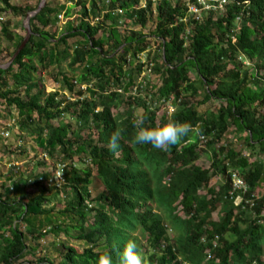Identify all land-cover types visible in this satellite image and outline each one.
Returning a JSON list of instances; mask_svg holds the SVG:
<instances>
[{"label": "trees", "instance_id": "obj_1", "mask_svg": "<svg viewBox=\"0 0 264 264\" xmlns=\"http://www.w3.org/2000/svg\"><path fill=\"white\" fill-rule=\"evenodd\" d=\"M107 1L78 0L68 8L48 3L31 22L29 44L10 68L0 69V122L4 111L17 110V125L36 136L43 154L67 162L62 189L30 184L31 177L46 172L27 176L26 196L18 200L0 187V264H26L19 262L28 251V235L40 241L50 232L31 226L24 232L22 226L48 214L45 206L54 201H63L59 213L70 221L49 229L63 230L85 248L63 245L61 261L44 258V264H98L105 253L118 264L129 241L135 242L142 264H264V0H228L221 11L214 9L219 1L213 2L202 21L190 16L189 23L186 0ZM190 2L201 7L198 0ZM39 3L17 6L4 0L0 12L26 17ZM104 7L109 11L103 16ZM117 8L125 10L123 16ZM72 9L80 24L58 36L54 18L59 21L61 12L68 18ZM97 17L103 22L91 26L88 19ZM122 19L126 27L132 21L140 30L151 24L152 39L120 26ZM9 27L7 22L4 34L14 41ZM23 39L18 38L15 52ZM154 42L162 83L150 85L146 96L142 90L132 95L131 74L140 73L143 64L125 67ZM92 53L99 57L91 64ZM64 62L74 71L85 68L79 82L94 81L84 100L66 104V94L46 91L42 72ZM193 69L197 80L190 77ZM74 81L64 80L65 91L83 96L74 94ZM198 97L203 98L194 104L191 99ZM122 105L127 110L119 113ZM168 105L175 111L162 113ZM71 112L74 123L68 121ZM172 119L192 124L197 133L166 150L135 142L139 127ZM231 129L236 141H245L244 150L228 140ZM114 132L121 135L118 149L109 144ZM6 150L0 145V157ZM209 152L211 167L205 169L197 162ZM233 172L249 186L239 206L230 198ZM214 177L221 179L218 187L211 186Z\"/></svg>", "mask_w": 264, "mask_h": 264}, {"label": "rangeland", "instance_id": "obj_2", "mask_svg": "<svg viewBox=\"0 0 264 264\" xmlns=\"http://www.w3.org/2000/svg\"><path fill=\"white\" fill-rule=\"evenodd\" d=\"M71 0H48V3L51 5L61 8L64 5L68 8L71 7ZM27 2L36 3L38 0H11V3L13 5H21L25 4ZM90 4V3H89ZM74 5V4H73ZM4 0H0V10L4 8ZM60 14H63L61 12ZM59 14V15H60ZM0 18H3V20H0V64H6L5 60L9 57L11 53L15 52L16 48V42L20 37H25L26 32L24 28V20L25 16H15L10 10L5 11L4 13L0 12ZM59 19V18H58ZM60 20V19H59ZM10 23L9 32L15 37V40H9L6 35L4 34V27L6 23ZM81 20L78 14L76 13V10L72 9V15L68 18H65L63 16L62 20L56 21L54 18V24L52 26V30H56L58 36L68 32L73 27H76L78 24H80ZM103 21L101 20L100 23ZM125 22V21H124ZM110 22H108L109 24ZM121 25L122 27L127 28L129 31H136L139 33H142L146 36H153V27L150 24L148 28L146 29H138L134 23L131 21L128 23V27L124 25ZM108 28V27H107ZM99 37V35H97ZM150 40V39H149ZM154 41V40H153ZM74 41H71V43ZM81 44L84 45L87 43L86 39H81ZM157 42H154L153 45H150L147 47V50L145 51V57L146 62L149 64L147 69H151L150 72L146 71V74H143V69L139 73L138 71H133L132 76L134 80V84H138L140 79L142 78L143 82L145 81L146 87L143 89V96H146L149 94L148 89L150 85H161V73L156 71V64L159 63V61H154L156 58V55L158 53V47ZM130 55H133V51L130 52ZM98 54L92 53L89 61L90 63H94L98 59ZM128 57V56H127ZM137 60V59H136ZM135 60V62H136ZM135 62H133L131 65L128 64L125 67V70L131 69L135 70ZM89 63V64H90ZM152 64V65H150ZM138 66V65H137ZM85 71L84 69H81L79 71H74L69 67V62H64L61 65H58L57 63L53 64L49 70L46 72H42V77L45 82L46 91L48 93H54L57 92L59 94H65V83L64 80L68 78L69 80H77L79 79V76ZM129 72V71H128ZM190 77L194 80H197V73L196 70L193 69L190 72ZM117 88V87H116ZM77 94V93H76ZM204 94V93H203ZM202 94V95H203ZM203 97L193 98L191 99L194 104H197L199 101L202 100ZM221 102L215 103L220 104ZM201 110H205L206 106L201 105ZM127 110V106L122 105L121 108H119V113L125 112ZM175 111V108L172 105L165 106L162 109V113L169 112L170 114ZM4 118L0 122V131L1 128H10L11 134L10 137L7 139H3L0 137V145L1 147L6 148L7 150L4 152L5 156L0 157V169L3 171V177L0 178V187H2V184L5 185L11 192L9 196L13 200L21 199L23 196H26L27 191V185H26V178L27 176H35L37 174H41L43 172H46L48 175V172L51 170H54L55 167L61 163L56 162L54 159H51L48 155L43 154L42 148L40 147V143L38 142L35 135L28 133L25 130H21V128L17 125V110H11V111H4ZM75 116L74 113L68 114V121L71 123H74L71 119ZM15 120V121H14ZM13 123V124H12ZM76 131H79L81 126L75 125ZM85 134H88V130H86ZM240 137V136H239ZM238 137V138H239ZM228 140L233 141L235 148L237 150H244L246 143L244 140L236 141V135L233 129L230 130V132L227 135ZM202 144H205L204 142ZM14 150V156H11V154H8V150ZM23 156L21 155L23 152ZM211 152L209 154H203L201 156V159L197 162V164L205 169H209L211 167ZM16 155H21L18 159ZM79 158V157H78ZM254 160V158H251V161ZM64 163H67L66 161H62ZM10 163H16L19 165V173H16V170H10L7 168V165ZM34 178V177H31ZM221 183V179L215 178L211 181V186L218 187V185ZM11 186L13 187V190H11ZM34 187V186H33ZM34 189V188H33ZM32 189V190H33ZM55 191V189H53ZM35 194H38L40 190L35 191ZM53 193V192H52ZM31 196H33L34 193H30ZM203 194V192H202ZM63 201H54L51 204H48L45 206V210H47L48 214L43 216H35L30 219L32 221L28 224V226H22V229L24 232H28L27 230L29 227H36L39 230H44L48 228V231L50 232L48 236L44 237L40 241L34 239L32 236L28 235V251L26 252L25 256L20 260L19 263H30V264H44L43 259L48 258V260L54 261L55 263H59L61 261V252L63 249V245L67 246H75L79 251H83L85 248V244L83 242L74 241L72 238L65 235L63 230H50L49 226L53 224H63V222L69 223V218H66V216H63L59 211L63 209ZM55 207L56 210L53 212H50L52 208ZM219 213L216 212L214 214L215 220L219 219ZM170 235L174 236L175 233L173 231H170ZM264 260V257H263Z\"/></svg>", "mask_w": 264, "mask_h": 264}, {"label": "built area", "instance_id": "obj_3", "mask_svg": "<svg viewBox=\"0 0 264 264\" xmlns=\"http://www.w3.org/2000/svg\"><path fill=\"white\" fill-rule=\"evenodd\" d=\"M78 0H71V6H73V4H75V2H77ZM155 3H158L162 0H153ZM169 1H173V0H169ZM186 5L188 7V14L185 16L184 21L186 23L190 22V19L193 18L196 21H202V13L203 10H209L212 9V5L211 3L213 2H217L219 1V4L214 7V9H219V11L224 10V6L228 4V0H198V4L201 5V7H199L196 4H193L190 2V0H186ZM109 0L107 1V5L109 4ZM143 6L145 7V3L142 2ZM99 6H101L100 2H99ZM87 7L89 8L90 6L87 5ZM108 8L104 7L102 10V15L104 16L107 12H108ZM116 13L120 16H123L125 13L124 9L121 8H117ZM63 16H65V12H63V14H60L58 16V18L60 20H62ZM191 16V18H189ZM66 18V17H65ZM241 18H238V21ZM0 20H3V18H0ZM59 20V21H60ZM101 20L103 21L102 17H97V18H91L88 19L89 23L91 26L94 27H98L99 24H101ZM125 20H121L119 22L120 26L123 25ZM108 24V22H107ZM110 24V23H109ZM188 32H191L190 29H188ZM128 60L131 61V56L130 54L127 55ZM136 62L135 65H139V64H143V74H146L147 72H150L151 69H147L149 64L146 62V57H145V52L143 53H139L136 56ZM247 64V63H246ZM152 65V64H150ZM146 82L142 80V78L140 79V81L138 82V84H134V86L130 89V93L132 95H136L138 94L139 90L145 89L146 87ZM74 85H75V92L79 93V92H83L84 95L80 96L78 98L74 97V95L71 92H64L67 96V102L66 104H70V103H75L78 100H84L86 97L89 96V90L90 89H95L94 86V81L90 82H79L78 80L74 81ZM119 93L123 92V89H117ZM143 95V93H142ZM164 102V100L162 101ZM65 116V113L63 114ZM15 121V120H14ZM13 124V123H12ZM11 134V129L8 128H1L0 131V137L3 139H7L10 137ZM203 141H205V138H202ZM67 166V163L61 162L59 163L54 170H51L50 172H48V176H39L37 179L35 178H31L29 180L30 184L32 186H35V183H39L40 186H47L48 188L51 189H62L64 187V185L66 184V177H65V168ZM7 168L10 170H16V173H19V165L16 163H10L7 165ZM11 190H13V187H11ZM249 190V186L247 185V183L245 182V180L237 173V172H233L232 173V189L230 191V198L234 200L235 204L237 206L241 205L244 201V195L248 192Z\"/></svg>", "mask_w": 264, "mask_h": 264}, {"label": "clouds", "instance_id": "obj_4", "mask_svg": "<svg viewBox=\"0 0 264 264\" xmlns=\"http://www.w3.org/2000/svg\"><path fill=\"white\" fill-rule=\"evenodd\" d=\"M197 131L190 123L172 119L161 123L159 126L139 127L135 132L134 140L137 144L150 145L154 149L166 150L177 145L184 138L197 133ZM120 140V133L114 132L109 137L111 148L118 149ZM98 264H114V261L110 254L105 253L98 257ZM118 264H142V257L134 241L127 243L120 254Z\"/></svg>", "mask_w": 264, "mask_h": 264}, {"label": "water", "instance_id": "obj_5", "mask_svg": "<svg viewBox=\"0 0 264 264\" xmlns=\"http://www.w3.org/2000/svg\"><path fill=\"white\" fill-rule=\"evenodd\" d=\"M47 4H48V0H40L38 7L26 15L25 20H24V24H23L26 35H25L22 43L20 44L19 48L16 50V52L12 56V58L6 64H0V69L6 70V69L10 68L13 65V63L15 62L16 58L22 53V51L29 44V42L33 36V30H32L31 22L34 18H36V16H38L43 11V9H45Z\"/></svg>", "mask_w": 264, "mask_h": 264}, {"label": "crops", "instance_id": "obj_6", "mask_svg": "<svg viewBox=\"0 0 264 264\" xmlns=\"http://www.w3.org/2000/svg\"><path fill=\"white\" fill-rule=\"evenodd\" d=\"M20 37V36H19Z\"/></svg>", "mask_w": 264, "mask_h": 264}]
</instances>
